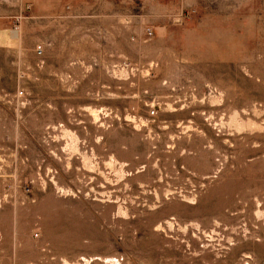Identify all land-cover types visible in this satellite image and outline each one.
I'll list each match as a JSON object with an SVG mask.
<instances>
[{"label":"rangeland","instance_id":"1","mask_svg":"<svg viewBox=\"0 0 264 264\" xmlns=\"http://www.w3.org/2000/svg\"><path fill=\"white\" fill-rule=\"evenodd\" d=\"M0 264H264V0H0Z\"/></svg>","mask_w":264,"mask_h":264}]
</instances>
